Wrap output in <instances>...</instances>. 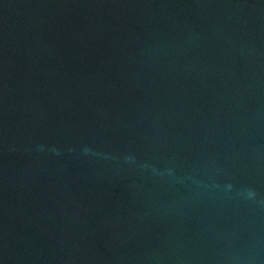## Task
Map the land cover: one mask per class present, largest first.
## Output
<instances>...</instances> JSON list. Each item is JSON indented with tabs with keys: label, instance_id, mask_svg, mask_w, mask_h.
Returning a JSON list of instances; mask_svg holds the SVG:
<instances>
[{
	"label": "water",
	"instance_id": "1",
	"mask_svg": "<svg viewBox=\"0 0 264 264\" xmlns=\"http://www.w3.org/2000/svg\"><path fill=\"white\" fill-rule=\"evenodd\" d=\"M0 264H264V0H0Z\"/></svg>",
	"mask_w": 264,
	"mask_h": 264
}]
</instances>
